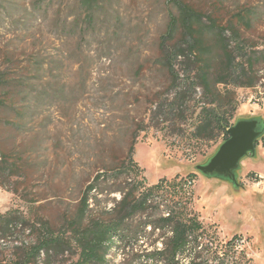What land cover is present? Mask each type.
Listing matches in <instances>:
<instances>
[{
  "label": "rangeland",
  "instance_id": "rangeland-1",
  "mask_svg": "<svg viewBox=\"0 0 264 264\" xmlns=\"http://www.w3.org/2000/svg\"><path fill=\"white\" fill-rule=\"evenodd\" d=\"M33 1L39 0H0V72L6 71L12 79L10 92L17 108H30L35 103L39 83L33 64L37 57L47 61L56 54L76 52L79 45L95 61L86 94L78 102L79 64L64 61L66 68L60 84L74 95L72 107L45 104L22 130L5 123L17 119L11 108L0 109V150L15 164L0 176V214L14 210L29 221L24 231L18 229L8 236L0 233V264H14L36 243L42 234L39 225L31 227L36 220L47 222L51 233L59 236L67 207L74 210L97 170L118 169L133 141V159L142 170L136 181L143 180L145 186H151L161 179L196 176L192 184L193 209L200 220L213 225L223 241L240 238L237 249L244 251L251 264H264V187L256 185L259 179L255 173L264 182V151L258 147L259 140L255 156L241 160L237 187L197 172L196 166L214 155L221 138L209 142L192 139L197 114L194 110L198 112L194 107L217 99L206 97L202 88L192 86L195 79H191L184 89L186 112L171 109L176 87L171 83V74L160 66V45L164 43L167 52V47L181 41V32L167 34L169 18L176 14L174 7L166 0H112L104 6L110 23L99 22L88 29L83 19L84 39L68 40L58 34L56 23L62 24L65 8L72 0H64L60 12L53 4L45 18L30 14ZM183 2L210 17L219 28H228L223 39L230 40V51L240 55L236 69L252 55L250 79L257 81L255 86L241 87L243 79L231 74L228 84L218 89L223 92L221 104L226 114L232 115L230 123L256 118L264 126V0ZM58 12L59 22L55 19ZM70 20L69 16L67 21ZM234 27L240 34L238 43L231 39ZM204 46L205 50L193 46L188 52H209L208 58L221 52L213 35L204 38ZM101 52H111L110 57H97ZM216 61L212 74H216L220 59L216 57ZM197 66L176 63L181 80L178 84L184 86L183 80L193 76ZM188 69H194L192 74L186 73ZM22 78H27L26 82ZM23 89L30 90L29 95L23 97L19 93ZM254 98L260 101L257 106ZM0 99H10L8 89L0 90ZM157 110L159 120L154 115ZM134 173L131 171L130 178ZM125 182L130 180L120 177L117 181L122 185ZM117 197L100 196L98 210L108 211L111 200ZM121 258L118 251L107 255L113 262ZM76 259L73 252L52 257L49 264H69ZM30 264H44V256Z\"/></svg>",
  "mask_w": 264,
  "mask_h": 264
},
{
  "label": "trees",
  "instance_id": "trees-1",
  "mask_svg": "<svg viewBox=\"0 0 264 264\" xmlns=\"http://www.w3.org/2000/svg\"><path fill=\"white\" fill-rule=\"evenodd\" d=\"M166 1L176 11V14L169 18L167 34L173 36L181 32V41L167 47V52L164 43L160 45V66L171 74V83L176 87V92L170 101L171 109H176L181 114L186 112L188 101L184 97L186 93L184 89L191 79H195V82H191L193 87L202 88L206 97L217 100L213 103L195 105L194 108H197L198 112L194 110L197 114L192 139L209 142L221 138L220 144H222L229 138L228 129L234 123H230L232 115H227L221 104L223 92L218 87L226 86L227 78L231 74H238L240 79H243L244 83L241 87H254L257 81L250 79L254 66L253 57L248 56L246 64L236 69L234 65L240 55L230 51V40L223 39L228 28H219L210 17L204 16L183 0ZM63 2L64 0L33 1L30 14H38L45 18L53 4L57 6L56 11L60 12ZM110 2L112 0H72V4L65 8L67 14L62 24L59 26L56 23L58 34L68 40L75 37L84 39L85 30L81 28L83 19L88 29L95 28L99 22L107 25L110 21L104 6ZM59 12L55 16L58 22L61 21ZM69 16L71 20L68 22ZM230 33L231 39L238 43L240 41L238 30L234 27ZM211 35L220 43L221 52H217L218 56L208 58L209 52H188L193 46L205 50L204 38ZM85 43L88 44L86 41ZM77 46L79 48H76V52L56 54L47 61L39 57L34 60L33 72L39 84L33 98L35 103L30 108L27 105L20 110L15 103H12L13 96L10 92L12 79L6 71L0 72V90L8 89L10 97L9 100L0 99V109L11 108L14 116L17 117L5 122L6 124L22 130L34 116L40 113L45 104L60 103L67 108L74 105V95L72 96V92L65 85L60 84V77L66 68L65 60L79 64L80 95L77 102L83 98L95 59L88 52H83L79 45ZM239 48L237 45L236 49ZM110 53L101 52L97 57L109 58ZM216 57L220 61L217 64L216 74H212L214 63L217 62ZM176 63L185 66L198 65L194 75L183 80L184 86L178 84L181 80L179 72L175 69ZM194 69H188L186 73L190 75ZM26 80L27 78L21 79L22 82ZM27 87L30 90L33 88L31 84ZM30 90L23 89L19 93L25 97L29 95ZM233 109L231 108L230 112ZM154 115L157 120L161 118L158 110ZM262 141L264 142V138ZM134 145L133 141L118 169L102 168L96 171V175L83 190L74 210L71 206L67 207L64 229L59 236L51 233L47 222L36 220L31 227L36 229L39 225L42 234L36 243L30 246L29 251H25L14 264H30V261L37 260L42 255L44 264H49L52 257L73 252L77 259L69 264H251V259L244 251L237 249L240 238L221 240L214 226L205 225L194 211L192 184L196 176L189 175L180 179L175 177L172 180L161 179L151 186H145L143 180L136 181L142 170L133 159ZM103 155L104 152H101V157ZM14 167V162L10 163L8 156L6 157L0 150V176L10 172ZM128 169L130 173L135 172L134 178H130ZM120 177L130 182H125L124 185L117 183ZM77 179L78 177L73 175V180L77 181ZM115 194L118 195L117 200L115 198L111 200L113 204L108 211L98 210L100 196ZM28 223L29 221L20 212L10 210L0 214V233L8 236L18 229L24 231ZM110 251L121 253V260L119 262L108 260L107 255Z\"/></svg>",
  "mask_w": 264,
  "mask_h": 264
},
{
  "label": "water",
  "instance_id": "water-1",
  "mask_svg": "<svg viewBox=\"0 0 264 264\" xmlns=\"http://www.w3.org/2000/svg\"><path fill=\"white\" fill-rule=\"evenodd\" d=\"M229 138L224 141L206 163L196 166L197 172L206 178H217L235 187L241 160L255 156L256 142L264 136L263 123L256 118L239 119L228 129Z\"/></svg>",
  "mask_w": 264,
  "mask_h": 264
},
{
  "label": "built area",
  "instance_id": "built-area-1",
  "mask_svg": "<svg viewBox=\"0 0 264 264\" xmlns=\"http://www.w3.org/2000/svg\"><path fill=\"white\" fill-rule=\"evenodd\" d=\"M253 101L256 106L260 102L259 99H256V98H254ZM262 138H264V136ZM262 138L260 139V145L258 147H260L264 151V142L262 141ZM257 177L259 181L256 182L257 183L256 185H262V187H264V182L261 181L262 178H260V176H257Z\"/></svg>",
  "mask_w": 264,
  "mask_h": 264
},
{
  "label": "crops",
  "instance_id": "crops-1",
  "mask_svg": "<svg viewBox=\"0 0 264 264\" xmlns=\"http://www.w3.org/2000/svg\"><path fill=\"white\" fill-rule=\"evenodd\" d=\"M258 148V147H257ZM255 172V171H254ZM257 174V176H260V174H258L257 172H255Z\"/></svg>",
  "mask_w": 264,
  "mask_h": 264
}]
</instances>
